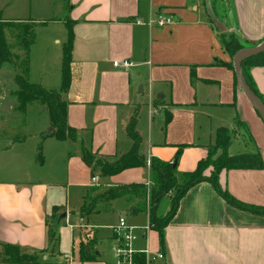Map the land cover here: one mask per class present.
Masks as SVG:
<instances>
[{"label": "crops", "instance_id": "1", "mask_svg": "<svg viewBox=\"0 0 264 264\" xmlns=\"http://www.w3.org/2000/svg\"><path fill=\"white\" fill-rule=\"evenodd\" d=\"M229 5L228 18H221L213 14L208 1L203 4L202 0H62L61 8L65 12L62 17L48 23L35 21L42 27H48L50 23L62 25L65 40V22L70 20L73 33L71 80L62 98L67 102L66 120L76 129L77 139H56L64 144H54L50 135L53 128L48 121L45 126L50 125L51 128L41 135V151L25 138H7L6 145L0 147V151L7 154L4 163L0 157V241L41 249L46 245L45 219L53 206L60 207L59 215L65 214L57 224L62 219L69 221L73 216L80 228L86 227L89 215L99 212L79 214L83 194L91 186L104 188L115 185H97L98 177L92 174V167L82 161L80 148L81 145L86 146L79 139L81 120L77 112L95 102L98 105L113 104L125 99L130 94L131 84L141 80L146 69L150 94L158 88L157 78L163 73H171L168 80L172 96L177 100L173 103L235 106L237 117L247 123L249 133L245 129L238 131L233 138H238V144L230 148L232 140L228 152L236 154L258 150L263 158V167L222 169L218 174V184L238 200L264 205V146L259 141H264V125L239 88L234 90L233 70L213 64L218 60H231L221 48L219 32L235 30L247 42L263 39L264 0H229ZM159 13L170 14L172 23L157 26L155 19ZM0 17L15 22L25 21L18 17L5 18L1 10ZM217 26L223 29L219 30ZM6 34H9L8 30ZM52 42L61 41L54 37ZM34 43L35 36L28 51L29 73ZM15 51L23 53L21 49ZM120 59L129 60L133 66L115 68L112 61ZM57 60L61 62V53L55 57V62ZM191 65L196 76L193 80L188 76ZM109 66L113 67L112 71ZM250 73L264 99V66H253ZM144 84L139 85L137 93L144 92ZM122 89L126 90L124 95ZM159 97L166 106L168 101H164V94L158 93ZM164 106L156 107V110ZM170 119L169 116L167 121ZM234 120L232 117L230 127H234ZM78 140L80 145L76 146L75 141ZM66 141L74 144H66ZM186 146L194 145L188 143ZM48 150L53 154L57 167L54 173L44 168ZM92 151L111 158L124 152L104 154ZM206 152L207 145L190 160L176 161L177 169L180 172L192 170ZM141 154L146 158L153 156ZM161 158L173 160L171 155ZM142 167H145L146 176L139 172L141 167L127 168L114 175H123L119 181L122 184L145 182L149 178V168L148 165ZM91 177H95L94 182H91ZM71 187L80 188V204L75 210H68L67 205L60 201V195H56L64 189L68 197ZM169 208L170 205L160 216ZM130 211L136 213L134 209L130 208ZM144 213L148 221L149 214ZM114 226H111L113 238ZM163 233L164 264H264V215L231 205L208 181L192 185L180 197ZM137 239L139 243L133 242L137 249L147 247L150 254L160 250L157 233L151 228L147 232L140 229ZM114 242H117L115 238ZM81 245L95 258L80 260L78 250L76 257L47 260L52 262L50 264H114V260L109 262L98 252L94 253L92 245Z\"/></svg>", "mask_w": 264, "mask_h": 264}, {"label": "rangeland", "instance_id": "2", "mask_svg": "<svg viewBox=\"0 0 264 264\" xmlns=\"http://www.w3.org/2000/svg\"><path fill=\"white\" fill-rule=\"evenodd\" d=\"M61 1L0 0V10L3 17L23 18L25 21L21 22L25 23L21 24H25V28H34L35 45L31 49L32 65L28 77L30 81L41 82L44 88L53 92L59 91L60 87V61L55 62V57L61 53L64 30L60 24L50 23L47 25L48 27H42L43 25L35 21L48 23L52 19L62 17L65 12L61 8ZM216 1L218 9H220L221 0L220 2L219 0ZM218 15L223 18V11L218 10ZM217 27L219 30L223 29L221 26ZM18 29L17 23L11 24L7 29L8 36L11 37ZM54 37H57L61 42H52ZM260 41L247 42V47L255 46ZM29 56L28 54V58ZM18 64L19 61L13 60L10 63L4 62L0 65V147L6 145L7 138L12 140L25 138L24 140H27L33 147L37 146L38 150L41 151V135L52 127L50 125L45 126V123L49 121L48 109L45 104L37 101L29 103L24 111L16 109L17 101L13 91L17 87L14 75L16 72H20ZM112 68L109 66V70L112 71ZM171 76V73H163L162 76H159L157 78L159 79L158 88L150 94L147 91L146 69L141 80L131 84L130 94L125 99L117 100L113 104L102 103L98 105L99 103L95 102L83 107V110L77 112V116L81 120V128L78 130L79 139L88 149L104 154L118 153L119 150L126 151L131 145L126 136V128L134 112L138 111L135 130L140 136L139 152L150 153L158 158L171 155L174 159L178 146L189 143L194 146L180 148L176 161L182 163L190 160L193 155L203 150L205 145L214 141V132L217 127L231 126L232 117L234 119L237 117L236 109L234 105L212 106L200 103H173L177 100L172 96V87L168 80ZM188 76L190 77L189 71ZM142 83H145L144 92L137 93L139 85ZM121 91L123 95L126 92L125 89ZM158 93L164 94V101H168L166 106L162 104L160 97L158 98L160 101L155 105L154 100ZM160 106H164L163 109L156 110V107ZM169 116L171 119L167 121ZM238 130L242 131L244 127L239 126ZM51 140L54 144H64L57 141L53 136ZM237 140L238 138L233 140L230 148L237 146ZM259 141L263 147L264 141ZM75 143L76 146L80 145L79 140ZM66 144L74 143L66 141ZM92 150L90 152L93 154L94 160L103 157ZM48 151L44 168L54 173L57 167L52 159L53 154L50 150ZM5 156L7 154L0 151V157L3 158L2 163H4ZM145 159L148 165L149 157H145ZM139 170L141 174L146 176L145 167H141ZM205 173H208V169ZM92 174L98 177L97 185L122 184L119 181L123 179V175H102L97 167L92 168ZM145 183L151 185L150 178ZM172 194L173 190L159 199L155 209L156 215H161L168 209L170 205L169 196ZM56 195H60V201L63 205H67L68 210H75L80 204L79 187L69 188L68 197L64 189L62 191L60 189ZM118 217H123L127 223L138 227L135 230L138 236L140 225L147 223L146 214L144 212L132 214L129 204L124 198L112 199L104 203L99 212L88 216L86 227L76 226L77 222L73 216L69 221L62 219L57 225L59 239L56 251L53 256L47 255V259L53 261L54 259L63 260L65 257H76L80 244L86 243L92 245L94 253L98 252L104 259L112 262L114 260L115 242L112 237L111 226L117 223ZM89 239L92 240L91 243H87ZM134 243H139V240H134Z\"/></svg>", "mask_w": 264, "mask_h": 264}, {"label": "trees", "instance_id": "3", "mask_svg": "<svg viewBox=\"0 0 264 264\" xmlns=\"http://www.w3.org/2000/svg\"><path fill=\"white\" fill-rule=\"evenodd\" d=\"M220 2V0H219ZM206 0H203V4ZM209 7L214 15H218V10L223 11V16L228 18L225 14V9L220 2V9L217 6L216 0H208ZM206 6V5H205ZM66 20L67 27L66 39L61 47V62H60V87L59 91L53 92L47 90L42 85L32 82L28 78L29 58L28 51L34 38V28H25V22H15L0 17V65L4 62L10 63L13 60L19 61L20 72L14 75L16 89L13 94L16 97V109L24 111L26 106L37 101L45 104L48 109L49 121L53 128L50 132L57 140H76L77 131L69 125L66 120V107L67 102L62 98V95L69 88L71 80L70 63L72 59V43L73 33L69 23ZM45 22V21H44ZM42 22V23H44ZM17 23L18 30L15 34L9 37L6 34L8 27ZM16 25V24H15ZM14 39V41H13ZM218 39L223 51H225L230 58L241 48L247 47V40L242 39L235 30H229L218 33ZM14 42V43H13ZM14 49H21L23 53H17ZM213 64L224 66L233 70L232 62L218 60ZM253 66H264V51L245 59L241 64L242 74L245 83L249 89L264 103L262 94L259 92L255 82L251 76L250 69ZM190 79L196 78L194 66L189 68ZM237 84L234 77V90ZM161 100V98H160ZM158 98L154 100L157 105ZM234 100V96H233ZM137 114L133 115L126 128V136L130 140V147L121 153L116 158L108 156L98 157L93 159V154L90 150L81 145V159L82 161L92 168L97 167L102 175H114L120 171L132 168L142 167L147 165L145 157L139 152L140 136L135 130L137 122ZM234 127L220 126L215 130V138L212 144L207 145V152L205 157L199 159L192 170L178 171L176 156L179 154L180 148L187 144H180L176 152L175 158L172 161L160 159L156 156H150L148 162L149 178L151 185L145 182H130L119 184L115 186H107L100 188L98 186H91L87 188L83 194V200L79 206L78 212L80 215H87L90 212L99 211L102 205L115 198H124L131 209L135 212H148V223L151 229L157 233L159 251L164 254V227L168 220L172 217L176 210L180 197L192 185L208 181L211 183L217 193L225 199L228 203L240 209L249 211L255 214L264 215V205L243 202L235 198L226 189H222L218 184V174L222 169H261L263 167V158L260 151L255 150L252 152H240L230 154L228 147L236 136L239 126H243L245 131L249 133L248 125L246 122L241 121L235 117ZM250 136V134H249ZM208 169V173L205 171ZM171 190L173 194L170 195V208L166 214L160 216L156 215V205L161 197L167 195ZM59 206H53L50 214L45 219L46 228V245L41 249L21 246L15 243L0 241V263L3 264H50L47 260V255H52L57 248L58 232H57V219L60 213ZM115 236V235H114ZM46 256V258H43ZM80 260L94 259V254H91L85 249L84 245L79 248ZM135 260L139 264H144V255H134ZM158 264H164V261ZM227 264V263H217Z\"/></svg>", "mask_w": 264, "mask_h": 264}, {"label": "built area", "instance_id": "4", "mask_svg": "<svg viewBox=\"0 0 264 264\" xmlns=\"http://www.w3.org/2000/svg\"><path fill=\"white\" fill-rule=\"evenodd\" d=\"M171 23L172 16L170 14L159 13L155 19V24L159 27ZM112 65L117 69H126L133 66V63L127 59H120L113 60ZM94 181L95 177H91V182ZM137 228L138 227L127 223L123 217H118L117 223L113 227L114 238L117 241L114 248V264H139L134 258L136 254L144 255V264H158L164 260V254L161 251L150 254L147 247L137 249L133 246L134 240L138 237L135 231ZM139 228L147 232L150 229L148 221Z\"/></svg>", "mask_w": 264, "mask_h": 264}, {"label": "water", "instance_id": "5", "mask_svg": "<svg viewBox=\"0 0 264 264\" xmlns=\"http://www.w3.org/2000/svg\"><path fill=\"white\" fill-rule=\"evenodd\" d=\"M222 5L225 9V14L229 15L230 12L229 0H222ZM262 51H264V37L257 45L251 47H244L238 50L232 56L231 62L233 66V73L237 87L242 92V94L249 102V104L252 106V108L255 110V112L257 113V115L259 116V118L261 119L264 125V103L249 89V87L245 83L241 70V64L245 59L254 56ZM175 164L176 162L174 161L172 165L175 166ZM63 216H65V214L61 213L60 215H58V219H60Z\"/></svg>", "mask_w": 264, "mask_h": 264}]
</instances>
